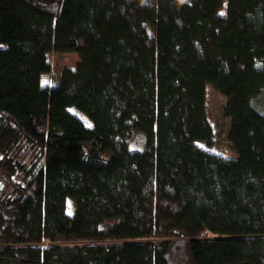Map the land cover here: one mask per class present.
I'll return each mask as SVG.
<instances>
[{
  "label": "trees",
  "instance_id": "1",
  "mask_svg": "<svg viewBox=\"0 0 264 264\" xmlns=\"http://www.w3.org/2000/svg\"><path fill=\"white\" fill-rule=\"evenodd\" d=\"M52 53L79 62L48 84ZM207 85L237 157L209 148ZM20 172L0 264H264V0H0V180Z\"/></svg>",
  "mask_w": 264,
  "mask_h": 264
},
{
  "label": "rangeland",
  "instance_id": "2",
  "mask_svg": "<svg viewBox=\"0 0 264 264\" xmlns=\"http://www.w3.org/2000/svg\"><path fill=\"white\" fill-rule=\"evenodd\" d=\"M50 61L52 64V71L49 76L44 79L45 83H54L61 73L63 68L68 67L75 69L78 62L79 56L74 53L57 55L51 54ZM206 101H207V113L208 118L214 129V140L209 145V148L217 153H220L226 157H237L236 151L232 148L228 134L230 129V119L227 118L224 113V106L226 104V97L216 91L211 85L206 87ZM138 140V139H137ZM140 144L138 140L137 145ZM202 146H207L206 143H201ZM19 151L14 155L15 159L21 162L23 169L29 170L35 164L37 167L41 166L43 159L37 156V153L32 149H18ZM26 177V172H20L14 177V181L0 180V195L2 197L14 196L15 189L18 183L23 182Z\"/></svg>",
  "mask_w": 264,
  "mask_h": 264
}]
</instances>
